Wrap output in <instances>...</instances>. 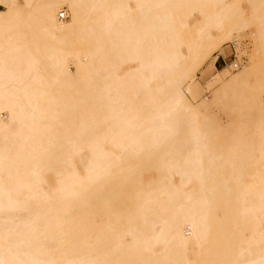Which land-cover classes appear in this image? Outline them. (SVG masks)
Wrapping results in <instances>:
<instances>
[{"label":"bare ground","instance_id":"1","mask_svg":"<svg viewBox=\"0 0 264 264\" xmlns=\"http://www.w3.org/2000/svg\"><path fill=\"white\" fill-rule=\"evenodd\" d=\"M0 6V264H264V0ZM251 27L219 133L183 85Z\"/></svg>","mask_w":264,"mask_h":264},{"label":"rangeland","instance_id":"2","mask_svg":"<svg viewBox=\"0 0 264 264\" xmlns=\"http://www.w3.org/2000/svg\"><path fill=\"white\" fill-rule=\"evenodd\" d=\"M254 33L255 29L254 27H251L248 31H244L240 34L233 36L232 39L228 40L226 44L220 45L215 52L210 54V56L205 59L203 67L195 74L194 80L191 81L190 79H188L184 82V89H186L187 86H190L191 91L187 92V97L193 104H200L204 100L211 103L210 107L206 109L203 108L202 112L206 113L207 115L212 114L216 116L215 121L219 127V133H223V130H232L235 126L240 123L242 117L240 116L237 110H227V108H225V110L222 106L214 105V103L212 102L214 89L209 90L207 82L210 80L211 76L218 71V69L223 70L228 68L227 65L224 64V58L226 62L229 63L231 60L230 56L233 53H237L240 61L244 63L243 67H248L251 64V58L254 52ZM216 56H219L218 59L216 58ZM260 68V70L264 69L263 66H260ZM230 71L232 70L230 69ZM237 72L230 73L235 74ZM256 75L258 76L259 73H256ZM208 90L210 93L209 95H207V97L205 93ZM262 95L264 97L263 93ZM3 115L6 118V113H4ZM255 157L256 159H261L258 154H256ZM262 163H264V160H262ZM254 168L255 171H264V164L261 166H256Z\"/></svg>","mask_w":264,"mask_h":264},{"label":"built area","instance_id":"3","mask_svg":"<svg viewBox=\"0 0 264 264\" xmlns=\"http://www.w3.org/2000/svg\"><path fill=\"white\" fill-rule=\"evenodd\" d=\"M1 7V6H0ZM60 17L63 19V18H66V15L64 13V11H61V15ZM231 60L229 63L226 62L225 58H224V64L227 65L228 68H230L231 70H238L240 68H242V65H243V62L240 61V59L238 58V55L237 53H233L231 56H230ZM209 91H206L205 95H209ZM208 97V96H207Z\"/></svg>","mask_w":264,"mask_h":264},{"label":"crops","instance_id":"4","mask_svg":"<svg viewBox=\"0 0 264 264\" xmlns=\"http://www.w3.org/2000/svg\"><path fill=\"white\" fill-rule=\"evenodd\" d=\"M220 55H222V54H220ZM216 63H217V61H216ZM217 66V65H216Z\"/></svg>","mask_w":264,"mask_h":264}]
</instances>
